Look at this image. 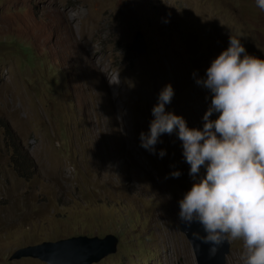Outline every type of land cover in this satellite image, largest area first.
<instances>
[{"label": "rangeland", "instance_id": "obj_1", "mask_svg": "<svg viewBox=\"0 0 264 264\" xmlns=\"http://www.w3.org/2000/svg\"><path fill=\"white\" fill-rule=\"evenodd\" d=\"M137 32L145 55L133 48ZM231 35L264 59L256 0H0V117L33 164L29 179L17 174L0 123V264H45L10 258L43 242L109 234L117 253L97 264H197L178 220L179 201L196 182L182 142L162 134L154 155L140 134L169 84L166 112L203 129L213 94L196 81ZM106 74L133 109L149 114L142 126L134 130L124 116L130 128L116 127L113 91L108 99L100 89ZM205 175L202 166L197 179ZM230 244L227 264H244L242 240Z\"/></svg>", "mask_w": 264, "mask_h": 264}, {"label": "clouds", "instance_id": "obj_2", "mask_svg": "<svg viewBox=\"0 0 264 264\" xmlns=\"http://www.w3.org/2000/svg\"><path fill=\"white\" fill-rule=\"evenodd\" d=\"M256 5L264 11V0ZM206 77L196 81L213 94L203 129H189L183 117L166 112L174 96L169 84L152 109L149 132L140 134L141 147L155 155L159 137L175 132L196 181L179 201V222L187 229L201 226L205 235L193 231L192 239L210 246V258L225 242L242 240L244 264H264V59L248 55L231 35ZM214 113L219 116L212 120ZM202 166L206 175L197 179Z\"/></svg>", "mask_w": 264, "mask_h": 264}, {"label": "water", "instance_id": "obj_3", "mask_svg": "<svg viewBox=\"0 0 264 264\" xmlns=\"http://www.w3.org/2000/svg\"><path fill=\"white\" fill-rule=\"evenodd\" d=\"M133 48L137 55L147 53V45L144 35L137 32L133 40ZM180 231L187 237L195 254L197 264H227V257L231 253V244L225 242L216 257L208 255L209 245L194 241L191 233L200 232L205 235L198 224H193L191 229L185 228L179 222ZM118 238L114 235L105 237L75 236L56 242H43L39 245L28 246L16 251L10 260L32 258L45 264H97L118 250ZM199 245V248L197 247Z\"/></svg>", "mask_w": 264, "mask_h": 264}, {"label": "bare ground", "instance_id": "obj_4", "mask_svg": "<svg viewBox=\"0 0 264 264\" xmlns=\"http://www.w3.org/2000/svg\"><path fill=\"white\" fill-rule=\"evenodd\" d=\"M133 75V74H131ZM100 77V76H99ZM117 77L121 78V74L117 73ZM103 79V84H100L101 87V91H103V93H105V95L107 96V98L109 99L107 90H108V86L111 87L113 94H114V99L112 100V102H110L109 100V106L114 104H117L116 108L118 109L117 111H112L110 113V118H112V120L115 121L116 123V127H120L122 126L125 130L130 128V125H128V122H133V129L135 130L137 126H142V122H140L142 119H148L149 114H147L145 111L147 110H143L145 113L141 114L140 111H136L135 109L132 108L133 103L131 102V100L129 99H125L123 98L124 95V90L122 89L121 85L116 83L114 80H111V77L109 79V76L106 74L105 77L102 78ZM110 81V84H108V82ZM153 89V88H152ZM124 116H127V123L124 120ZM110 120V119H109ZM141 124V125H139ZM130 131V130H129ZM128 138V134L126 135ZM131 136V135H130ZM128 138L129 140V145H132L131 143V138ZM124 143H126V140L123 138L122 140Z\"/></svg>", "mask_w": 264, "mask_h": 264}, {"label": "trees", "instance_id": "obj_5", "mask_svg": "<svg viewBox=\"0 0 264 264\" xmlns=\"http://www.w3.org/2000/svg\"><path fill=\"white\" fill-rule=\"evenodd\" d=\"M0 123L5 127L7 134L10 137L11 147L16 154V158L14 157V167L17 174L25 179H29L30 169H32L31 160L26 152L23 151L20 142L16 139L13 131L9 128L8 124L5 122L3 118L0 117Z\"/></svg>", "mask_w": 264, "mask_h": 264}]
</instances>
